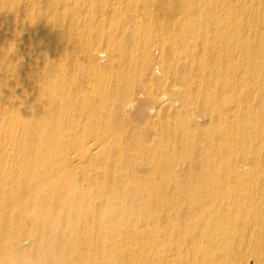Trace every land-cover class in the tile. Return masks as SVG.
I'll use <instances>...</instances> for the list:
<instances>
[{"label":"bare ground","instance_id":"6f19581e","mask_svg":"<svg viewBox=\"0 0 264 264\" xmlns=\"http://www.w3.org/2000/svg\"><path fill=\"white\" fill-rule=\"evenodd\" d=\"M262 242L264 0H0V264Z\"/></svg>","mask_w":264,"mask_h":264},{"label":"rangeland","instance_id":"374dc122","mask_svg":"<svg viewBox=\"0 0 264 264\" xmlns=\"http://www.w3.org/2000/svg\"><path fill=\"white\" fill-rule=\"evenodd\" d=\"M168 7H169V10L168 11H173L174 10V6L172 5V4H168V6H167V9H168ZM173 7V8H172ZM173 9V10H172ZM97 14L99 15L98 16V18H100V17H106V18H104V19H108L109 18V12L108 11H98L97 10ZM87 16H84L83 17V21L85 20V22H84V24L86 23V21H87V18H86ZM85 18V19H84ZM98 21H99V19H98ZM95 24V25H94ZM93 24V26H92V29L91 30H93V32H99L100 30L99 29H101V30H103V31H105V32H107V28L108 27H101V28H99L98 29V27L97 26H99V25H97V23H94ZM86 28V27H85ZM111 30H113V29H111ZM115 31V30H114ZM101 32V31H100ZM106 85L107 86H111V84H109L108 82H106ZM176 109H178V107L177 106H173V108H171V111L172 110H176ZM161 117V116H160ZM153 119H155L153 122H154V124H156L157 122L159 123V122H162L163 121V119H161V118H159V117H154ZM113 120V119H112ZM171 120H173V119H171ZM211 123V119L208 117V121H206V124L207 125H209ZM139 124V121H137V120H134V121H132V122H130L129 123V127L130 128H135V127H137V125ZM112 126V125H111ZM74 154V155H73ZM72 156H70L71 158H73V157H76V154L75 153H72L71 154ZM262 245L264 244V242H262L261 243ZM263 247H264V245H263ZM261 255V256H260ZM262 257H264V248L261 250H257L256 252H254V254L253 255H248V257H246V258H248L247 259V261H246V263L245 264H258V261L260 260V258H262ZM262 260H263V263H264V258H262Z\"/></svg>","mask_w":264,"mask_h":264}]
</instances>
